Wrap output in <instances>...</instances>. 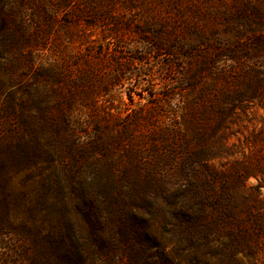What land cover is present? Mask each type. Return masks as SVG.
Listing matches in <instances>:
<instances>
[{"label": "trees", "instance_id": "1", "mask_svg": "<svg viewBox=\"0 0 264 264\" xmlns=\"http://www.w3.org/2000/svg\"><path fill=\"white\" fill-rule=\"evenodd\" d=\"M139 6L141 19L133 10ZM21 10H35L38 21L27 23ZM131 36L142 39L148 54L185 65L176 87L151 110L143 97L129 100L135 120L124 140L102 122L109 114L97 97L120 84L115 48ZM97 40L99 52L92 51ZM74 43L78 51L66 52ZM46 48L51 61L33 76L29 105L13 119L33 132L27 150L45 148L57 164L75 209L90 202L91 191L113 203L128 193L129 232H143L136 225L142 209L155 217L164 210L184 249L211 250L218 264H264V0H0V59L17 55L30 71L35 50ZM108 61L116 66L111 79L95 86ZM175 96L169 122L158 124ZM141 121L149 125L150 155L132 137ZM103 227L90 226L85 254L92 264H105ZM54 230L71 229L62 218ZM68 234L62 250L83 263L85 251L74 252Z\"/></svg>", "mask_w": 264, "mask_h": 264}, {"label": "rangeland", "instance_id": "2", "mask_svg": "<svg viewBox=\"0 0 264 264\" xmlns=\"http://www.w3.org/2000/svg\"><path fill=\"white\" fill-rule=\"evenodd\" d=\"M133 10L137 13L136 17L141 19L139 12L143 6ZM21 12L27 23L38 21L35 10ZM98 34V31L94 32L92 38L100 36ZM99 40L92 43V51L101 50ZM75 46L78 47L77 43L67 45L65 51H78ZM86 46L81 48L86 50L91 47ZM115 49L120 51L123 68L120 80L123 83L108 87L106 94L97 98L101 110L109 114L102 122L111 124V133L116 135L119 132L126 140L129 136L127 127L131 120H135L134 112H129L136 110L135 104L131 106L129 100L139 102L143 97L145 110H151L160 94L176 87L185 63L164 53L148 54L139 37H128ZM33 56L34 65L30 71L24 67L23 58L19 59L17 55L0 59V264H92V257L85 254L88 250L86 243L91 235L90 226L97 229L101 225L104 227L100 235L107 255L104 257L105 264H218L219 256L211 250L184 249L183 243L179 244V236L172 232L164 210L155 217L145 213L148 207L142 209L143 217L137 219L136 225L143 232H129L128 208L134 206L128 203V193L116 194L118 197L113 203L108 195L91 191L90 202H83L79 210L73 207L57 164L50 162V155L45 148L39 149L40 153L27 150L33 132L29 126H22L13 119L20 113V105H29V86L33 83V76L40 74L41 69L46 68L51 61L47 48L35 50ZM108 62L93 78L95 86H103L111 79L116 66ZM175 97L168 106L162 108L158 124L169 122L170 116L166 110L176 102L178 96ZM79 118L84 122L88 120L84 113ZM148 131L149 125L141 121L138 128L132 131V137L137 150L141 149L150 155L152 148L145 143L144 138ZM25 133L28 135L24 137ZM82 135L86 140L85 134ZM41 142L44 143L43 140ZM158 147L159 152L165 155L167 148L161 138H158ZM114 158L121 162L127 160L120 152H114ZM62 218L71 230L60 235L54 228L56 221ZM68 232L74 239V252L85 251L80 252L85 256L83 263L68 259L62 250V241H66L63 239L69 236ZM242 263L249 264L246 259Z\"/></svg>", "mask_w": 264, "mask_h": 264}]
</instances>
